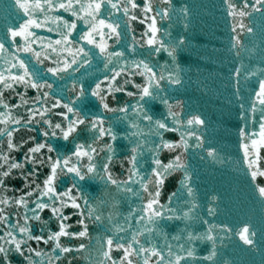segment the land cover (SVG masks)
<instances>
[{"label":"snow or ice","instance_id":"6c2138e0","mask_svg":"<svg viewBox=\"0 0 264 264\" xmlns=\"http://www.w3.org/2000/svg\"><path fill=\"white\" fill-rule=\"evenodd\" d=\"M13 6L18 22L0 26V264H12L13 257L20 264H63L62 257L73 253H86L87 264H193L196 240L211 246L200 264H217V241L222 245L232 234L255 247L248 223L235 229L217 221L216 195L206 210L200 202L187 153L202 149L215 160L218 152L205 146L201 116L184 112L167 94L182 83L177 54L184 37L165 41L158 35V19L177 12L172 0H159V6L155 0H14ZM222 7L238 62L231 70L236 94L242 77L258 82L240 104L245 126L239 149L242 170L264 201V70L243 63L256 51L244 37L255 34V14L264 18V0H222ZM179 13L186 19L189 9ZM137 21L147 27L128 43ZM137 45L147 55L138 54ZM162 52L170 62L152 60ZM101 58L103 71L86 84L82 70ZM116 93L133 99L110 104ZM90 98L96 111L85 107ZM157 102L164 111H153ZM21 132L37 135L25 139ZM118 139L128 141L123 156L114 148ZM177 173L179 187L162 203L165 182ZM93 183L98 193L90 195L86 188ZM169 222L183 227L170 234ZM90 223L104 229L96 245ZM194 223L203 231L194 232Z\"/></svg>","mask_w":264,"mask_h":264}]
</instances>
